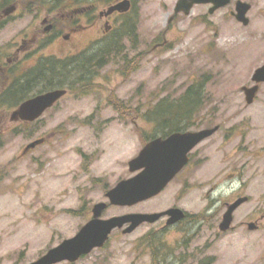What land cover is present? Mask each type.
Masks as SVG:
<instances>
[{
    "label": "rangeland",
    "instance_id": "rangeland-1",
    "mask_svg": "<svg viewBox=\"0 0 264 264\" xmlns=\"http://www.w3.org/2000/svg\"><path fill=\"white\" fill-rule=\"evenodd\" d=\"M166 1L140 3L136 32L110 50L87 93L68 90L29 125L11 117L9 104L0 108V264H27L74 236L91 219L94 204L108 203L106 191L134 174L128 161L163 122L151 120L147 110L161 99L175 103L194 82L202 83L203 96L190 122L219 124L222 137L199 143L200 158L158 195L131 206L108 203L101 215L160 212L175 205L187 218L167 226L163 217L126 234L114 229L103 246L56 264H153L145 243L150 233L161 235L163 264H264V84L250 104L241 90L253 84L254 69L264 63V0L252 1L255 16L245 27L226 9L206 24L196 11L181 13L159 46L154 39L162 38L172 13ZM29 9L19 8L0 29L1 55L22 36ZM94 36L86 30L73 36L74 44L58 37L19 57L28 67L38 57L91 51L84 46ZM41 137L44 143L24 152ZM244 195L248 200L234 211L231 227L220 231L226 202ZM248 222L258 227L249 230Z\"/></svg>",
    "mask_w": 264,
    "mask_h": 264
},
{
    "label": "water",
    "instance_id": "water-1",
    "mask_svg": "<svg viewBox=\"0 0 264 264\" xmlns=\"http://www.w3.org/2000/svg\"><path fill=\"white\" fill-rule=\"evenodd\" d=\"M229 0H178L174 13L183 12L189 14L192 4L199 2H212L210 9L224 6ZM250 4L238 0L234 15L243 24H248L249 19L246 12ZM129 2L123 1L109 8L113 10L126 11ZM15 10L14 6L7 9V13ZM49 27H46L48 30ZM250 86H242L245 101L250 104L264 83V63L256 67L251 75ZM65 88H56L37 94L21 102L13 110L11 117L15 120L34 121L43 112L52 107L53 104L66 94ZM217 129V125L197 131L174 132L166 138H154L144 144L139 153L128 161V169L134 173L131 177L121 179L105 193L108 203L116 206H131L136 203L150 199L159 194L172 180L176 173L187 163L188 152L203 139L210 136ZM43 140H33L28 143L24 152L34 148ZM248 200L247 196H238L231 202L225 204V211L218 224L220 231H226L231 227L234 211ZM107 202H99L92 207V217L71 238L62 240L56 246L49 248L44 254L27 264H56L62 261L74 262L81 256L88 254L94 248H99L108 240L114 229H122V233H130L142 223H154L162 216H167V224H173L182 218L185 213L179 207H171L160 212H135L123 215L102 218V212L108 206ZM258 226L255 222H248L247 228L254 230Z\"/></svg>",
    "mask_w": 264,
    "mask_h": 264
},
{
    "label": "flooded vegetation",
    "instance_id": "flooded-vegetation-1",
    "mask_svg": "<svg viewBox=\"0 0 264 264\" xmlns=\"http://www.w3.org/2000/svg\"><path fill=\"white\" fill-rule=\"evenodd\" d=\"M123 1L129 2V8L126 11L113 10L112 12H108L110 7ZM237 1L238 0H229L227 4L215 9L212 13H210V9L214 5L212 2H194L190 8L189 14H191L193 11H196V16H199L202 23L206 24L208 23V19L211 20V17H213L218 11L226 9L225 14L234 19L237 24H241L245 27L250 24V16H255V9L252 5L253 0H240L250 4V7L246 12V17L249 19V22L246 25L238 21L234 15ZM64 2L65 3L63 5H60L62 3H60L58 0H0V29L12 22V18L19 8L30 7L27 12L31 13L29 14L31 16L30 22L25 26V29H23V33H19L22 36H20L18 40L8 43L9 45L7 49H9V51L7 54H0V85L2 84V89H0V98H3V96L12 97L13 93L16 95L18 91L14 90L17 84L16 81L21 79L26 71L32 70L36 66H39L40 61L43 60V57L35 58V61H32V64L26 67V60H23L19 57L24 49L30 46H34L36 48L47 46L58 37H61V39H64L66 42H68L67 44H74L71 41L73 36L90 29L94 30L95 36L92 40L87 42V44L84 46L85 49L116 48L121 43H123V40L126 38L124 32L127 29V25L133 23L137 27L140 12L139 8L141 6L140 3H142L143 0H65ZM177 2L178 0H168L165 2L167 5H169L170 10L172 9V13L169 15L167 26L162 32V38L154 39L156 45H165V31L168 29L169 25L174 21L173 19L177 15L181 13L184 14L183 12L174 13ZM11 6L15 7L14 12L6 14L7 9ZM32 18H35V20H32ZM46 27H49L48 30H46ZM63 32H65L64 35ZM111 38H114L117 41H110ZM124 44L129 45V42ZM40 93H38V91L32 90L28 93L27 98H31ZM5 104L8 103L6 102ZM17 107L18 103H12V105L9 104V108H11L12 111ZM0 108L5 109L6 107L0 106ZM20 122L29 125L34 121L20 120ZM215 125H217V129L210 136L202 140V142L210 140L212 137L218 134H220L222 137V126L219 124ZM215 125L204 124L201 127H194V123L190 122H161L158 123L159 129L166 128L171 129L172 131L157 132L155 135L149 137L146 142L156 137H160L162 139L166 138L173 132L196 131L200 129L211 128ZM37 139H42L43 141L41 143H44L46 140L44 137ZM187 155L188 162L174 176V180L179 179L182 176L194 159L200 158L199 151L196 149V147L192 148ZM171 207L177 206L172 205L168 208ZM167 218L168 217L165 219V225L174 226L185 220L187 218V213L185 212L184 218L173 224H167Z\"/></svg>",
    "mask_w": 264,
    "mask_h": 264
},
{
    "label": "trees",
    "instance_id": "trees-1",
    "mask_svg": "<svg viewBox=\"0 0 264 264\" xmlns=\"http://www.w3.org/2000/svg\"><path fill=\"white\" fill-rule=\"evenodd\" d=\"M136 32V26L133 23L127 25L124 34L131 37ZM110 41H117L111 38ZM113 49V48H112ZM111 49H92L91 51H82L80 53L64 57H45L40 61V65L32 70L24 73L21 79L16 81L14 90H18L11 96H3L0 98V106L6 102L10 105L16 103L24 96L26 99L30 91H38L42 93L54 88H67L74 94H84L89 90V85L96 70L104 67L108 63ZM119 50V49H117ZM203 96L202 83L191 84L181 97L174 103L161 99L154 108L147 110V116L151 120H159L163 122H190L192 114L197 109ZM16 99V102H14ZM22 101V100H21ZM180 107L177 113L171 111L174 106ZM158 122V121H157ZM191 123V122H190ZM172 131L166 128H157L156 132ZM147 138L145 137V140ZM145 243L152 252L153 264H163L165 261L164 253L158 252L161 247V235L150 233Z\"/></svg>",
    "mask_w": 264,
    "mask_h": 264
}]
</instances>
